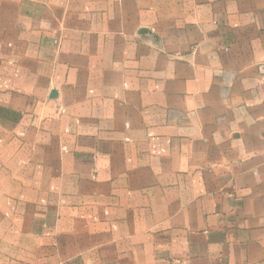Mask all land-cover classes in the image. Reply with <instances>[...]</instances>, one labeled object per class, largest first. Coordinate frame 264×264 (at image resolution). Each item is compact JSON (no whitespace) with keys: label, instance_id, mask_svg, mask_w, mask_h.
Returning <instances> with one entry per match:
<instances>
[{"label":"crops","instance_id":"obj_1","mask_svg":"<svg viewBox=\"0 0 264 264\" xmlns=\"http://www.w3.org/2000/svg\"><path fill=\"white\" fill-rule=\"evenodd\" d=\"M0 264H264V0H0Z\"/></svg>","mask_w":264,"mask_h":264}]
</instances>
